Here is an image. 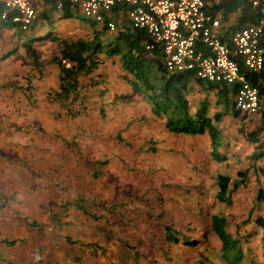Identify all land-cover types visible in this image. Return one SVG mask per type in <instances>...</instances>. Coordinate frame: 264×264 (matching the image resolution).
<instances>
[{"label": "rangeland", "instance_id": "obj_1", "mask_svg": "<svg viewBox=\"0 0 264 264\" xmlns=\"http://www.w3.org/2000/svg\"><path fill=\"white\" fill-rule=\"evenodd\" d=\"M55 18L49 37L40 35L46 26L33 29L36 22L27 33L0 26V264H226L210 233L214 215L226 217L243 264H264L255 223L264 219L255 201L264 179L252 171L264 159L250 160L254 145L241 132L252 131L257 117L223 118L225 161L217 163L207 133L170 132L146 100L131 97L130 76L113 57L81 79L82 114L69 118L52 100L59 68L51 39L92 32L82 16ZM204 94L195 87L188 99L196 106ZM246 169V186L230 206L219 204L215 177L235 179ZM166 227L177 242L166 241Z\"/></svg>", "mask_w": 264, "mask_h": 264}, {"label": "trees", "instance_id": "obj_2", "mask_svg": "<svg viewBox=\"0 0 264 264\" xmlns=\"http://www.w3.org/2000/svg\"><path fill=\"white\" fill-rule=\"evenodd\" d=\"M239 1L241 0H233L231 5L238 8ZM43 3L41 13L33 25L34 30L38 26L41 29L46 26V29L40 31L41 36H48L50 33L49 26L55 23L57 15L64 19L74 18L76 15L67 5L62 10L57 11L55 0H43ZM223 4L210 5L207 8L208 13L213 15L220 9L226 10L228 3ZM246 6L247 10L250 11L248 17H250V25H252L258 21L261 15L258 10H252L249 5ZM229 12L223 11L225 14ZM85 21L92 32L90 38L72 42L60 38L52 37L51 39L58 46V57L54 61L59 68L57 93L54 94L55 99L52 100L59 102L60 107L69 118L75 119L82 114L80 111L83 105L81 79L91 78L98 67L104 64V59L110 60L113 57H118L122 71L130 76L131 97L136 96L146 100L150 113L164 122L165 129L186 136L207 133L212 159L217 163H223L225 157L221 156L218 151L221 139L218 124L225 116L235 120L257 117V126L252 131L245 132L241 129V132L244 134L245 140L254 145L249 157L250 160L256 163L264 159V109L256 115H245L236 110L234 104L235 86L201 82L190 73L180 76L170 75L162 65L161 49L156 47L152 52L147 51L145 48L150 43L149 37L143 31L131 29L126 21L121 20L117 23V19L114 18L113 21L117 28L116 34L110 33L105 24L99 25L86 19ZM36 31L28 34L29 44L31 40L36 38ZM221 40L225 43L230 42L227 35L221 36ZM262 43L264 45V39ZM197 48L201 50L200 47ZM61 60L69 62L70 68H65L61 64ZM241 70L247 81L257 87L261 104L264 106V67L257 74L244 71L242 66ZM195 87H198L199 91L205 94L197 101L196 106H193L195 103L190 102L188 97ZM209 97H212L214 101L211 102ZM252 171L255 181L260 177L264 179V163ZM248 179V169L237 172L235 179L218 174L215 177L216 201L219 204L230 206L235 192L246 186ZM256 184V204L264 205V186L260 184L259 180L256 181ZM69 205L68 202L62 203L63 213ZM75 206L80 209V202H76ZM53 217H59V215L56 214ZM98 219L97 216L92 217L93 222H98ZM57 223L60 225V221ZM255 223L263 232L262 239H264V219L257 218ZM164 230L168 243L177 242L176 234L171 228L166 227ZM210 233L220 243L221 258L226 264H243L242 246L240 241L228 232L226 217L212 216ZM187 242L189 243V241Z\"/></svg>", "mask_w": 264, "mask_h": 264}, {"label": "built area", "instance_id": "obj_3", "mask_svg": "<svg viewBox=\"0 0 264 264\" xmlns=\"http://www.w3.org/2000/svg\"><path fill=\"white\" fill-rule=\"evenodd\" d=\"M39 0H0V26L9 24L26 32L37 19ZM219 3V0H213ZM258 10L261 17L252 25L236 30L229 43L221 40L220 23L205 12L207 0H56L60 10L69 3L86 20L105 24L117 31L112 13L123 10L131 29L149 37L147 51L162 50V65L173 76L192 74L206 83L235 86L236 110L256 115L264 106L256 86L241 70L257 74L264 67V0H241ZM197 47H200L199 50ZM65 68L70 63L61 60Z\"/></svg>", "mask_w": 264, "mask_h": 264}, {"label": "crops", "instance_id": "obj_4", "mask_svg": "<svg viewBox=\"0 0 264 264\" xmlns=\"http://www.w3.org/2000/svg\"><path fill=\"white\" fill-rule=\"evenodd\" d=\"M232 1L233 0H219V3H224L223 5L227 4L226 5V10L224 9H220L216 12L213 13V15L211 14V16L218 20L219 23H220V28H219V34L220 36L222 37H225L227 35L228 39L231 38L232 34L240 29V28H244V27H247L250 25V17L249 14H250V11L247 10V4L239 1V3L237 4L238 5V8H235L232 4ZM241 2V3H240ZM44 4L43 3V0H39L36 4V6L38 4ZM219 3H215L213 0H207L206 2V5H205V12L207 14L208 11H207V8H209L210 5H218ZM67 5V6H70V9L74 11V13L76 14L75 17L78 15V16H82L83 15L77 11L76 9H74L69 3L67 2H63V5L61 7L60 10L63 9V7ZM55 7H56V10L57 11H60L58 8H57V3H56V0H55ZM253 10V9H252ZM123 10H118L117 12H113L112 13V21L115 19H117V23H119L121 20L122 21H126L124 20L125 16H124V13L122 12ZM223 11H230L229 13L225 14L223 13ZM41 13V12H40ZM210 15V14H209ZM38 16V15H37ZM224 18V20H222ZM62 18V17H61ZM64 19V18H63ZM66 19V18H65ZM67 19H71V18H67ZM114 22V21H113ZM127 22V21H126ZM35 23V22H34ZM115 23V22H114ZM33 25V24H32ZM116 25V24H115ZM30 29V28H29ZM29 31V30H28ZM26 31V32H28ZM111 33V32H110ZM160 48V47H159ZM161 49V48H160ZM162 50V49H161ZM162 52V51H161ZM59 76V75H58ZM58 78V77H57Z\"/></svg>", "mask_w": 264, "mask_h": 264}, {"label": "clouds", "instance_id": "obj_5", "mask_svg": "<svg viewBox=\"0 0 264 264\" xmlns=\"http://www.w3.org/2000/svg\"><path fill=\"white\" fill-rule=\"evenodd\" d=\"M12 27V26H11ZM14 28H16V27H14Z\"/></svg>", "mask_w": 264, "mask_h": 264}]
</instances>
